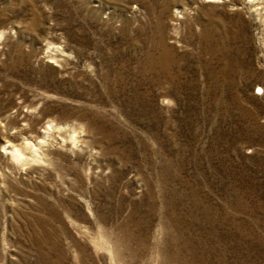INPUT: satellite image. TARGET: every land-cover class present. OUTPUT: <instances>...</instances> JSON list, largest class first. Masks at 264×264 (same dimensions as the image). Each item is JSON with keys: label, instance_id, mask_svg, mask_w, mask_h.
<instances>
[{"label": "rangeland", "instance_id": "rangeland-1", "mask_svg": "<svg viewBox=\"0 0 264 264\" xmlns=\"http://www.w3.org/2000/svg\"><path fill=\"white\" fill-rule=\"evenodd\" d=\"M260 86L264 0H0V264H264Z\"/></svg>", "mask_w": 264, "mask_h": 264}, {"label": "bare ground", "instance_id": "bare-ground-1", "mask_svg": "<svg viewBox=\"0 0 264 264\" xmlns=\"http://www.w3.org/2000/svg\"><path fill=\"white\" fill-rule=\"evenodd\" d=\"M260 92H263L264 91V89H263V87L262 86H260ZM15 148V147H14ZM13 148V156L14 157H16V158H19V157H21L20 155L22 154L18 149H14ZM24 148V147H23ZM27 149H28V147H27Z\"/></svg>", "mask_w": 264, "mask_h": 264}]
</instances>
